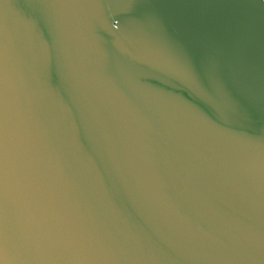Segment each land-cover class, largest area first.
<instances>
[{
	"label": "water",
	"instance_id": "1",
	"mask_svg": "<svg viewBox=\"0 0 264 264\" xmlns=\"http://www.w3.org/2000/svg\"><path fill=\"white\" fill-rule=\"evenodd\" d=\"M0 264H264V0H0Z\"/></svg>",
	"mask_w": 264,
	"mask_h": 264
}]
</instances>
